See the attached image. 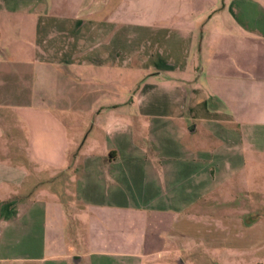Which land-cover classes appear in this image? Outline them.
<instances>
[{
    "label": "crops",
    "instance_id": "crops-1",
    "mask_svg": "<svg viewBox=\"0 0 264 264\" xmlns=\"http://www.w3.org/2000/svg\"><path fill=\"white\" fill-rule=\"evenodd\" d=\"M173 2L156 20H121L110 39L88 29L68 50L35 57L33 101L0 100V264H182L175 253L190 238L243 245L234 218L212 231L202 206L233 197L245 151L264 142V0ZM130 3L0 0V12L41 8L58 24L85 15L82 25L111 29L113 18L87 17ZM118 70L142 76L130 101H90L120 97ZM68 202L82 213L68 214Z\"/></svg>",
    "mask_w": 264,
    "mask_h": 264
},
{
    "label": "rangeland",
    "instance_id": "rangeland-1",
    "mask_svg": "<svg viewBox=\"0 0 264 264\" xmlns=\"http://www.w3.org/2000/svg\"><path fill=\"white\" fill-rule=\"evenodd\" d=\"M46 2L49 3V0H46ZM130 2V7L126 11L106 12L95 14V17H87L89 21L92 19L95 23L97 22L96 24L113 18L115 22H111L114 23L111 29L103 28V26L91 29V27L88 28L86 25H82L85 23L84 20H86L85 15H82L76 21V24L65 22L58 24L54 22L51 14L44 13L41 8H37L35 10L37 12H34V14H28L26 11L18 13L0 12V89H3V92H0V100L14 103L33 101L31 97L32 91L37 89L33 75L40 69L33 61L35 57L54 55L61 53L63 50H68L69 47H65V45L71 40H84L88 29L93 30L94 35L98 32L96 37L107 33V37L105 36L106 40L110 39L115 30L122 25L120 24L121 20L126 21V26L137 23L136 21L147 23L156 20L161 15L160 11L162 8L164 9V7L173 6L174 4L173 0H130ZM135 7H141V10L136 11ZM134 19L135 22L133 21ZM132 35V32L127 30L126 36ZM98 47L101 48V46ZM194 50L199 54L198 47L194 46ZM4 64L6 65L4 66ZM61 68L66 71L70 69L64 66ZM70 70L75 71L74 69ZM116 72L123 74L120 79H124V83H120L123 84V86H120V91H122L120 97L115 99L107 92L98 91L88 96L90 101L93 100L104 105L111 103L113 100L124 101L125 104L130 101L129 89L136 91L142 76L122 70ZM92 75H96L97 78L111 83L113 80H118L114 77L115 74L112 70L111 72L99 70V73L94 71ZM96 77L94 78L96 79ZM44 84L45 90H48L47 87L52 85L50 81L44 82ZM114 84L118 87L116 82ZM6 87H11L14 91L4 92ZM121 87H124L125 93H123ZM66 88L65 92L69 93V83L66 84ZM23 89L26 90L25 93L22 92ZM103 99L107 101L105 102ZM96 111H102L104 115L114 116L123 113L122 109H108L107 107H98ZM56 116L59 115L56 113ZM101 116L102 114L98 117L100 118ZM257 128H260L258 129L260 131L264 127L258 126ZM263 147L264 142L255 141L252 147L245 151V167L240 173L233 174V197H230V199L225 198L224 200L227 201H223V198L215 199V201H210V203L202 206V209L206 212L204 217L206 222L212 221V231L220 228L224 230L223 226L229 221L221 222V220L226 218V216L234 218L235 221L232 222L233 226L231 229L236 231L238 239L243 245L234 248L232 246L229 249L223 247V244L220 245V243H217L216 246L203 245L197 239L190 238L189 250L175 253V261L182 264H264ZM65 211L68 214L82 213L78 206L69 202L65 205ZM82 234L79 228L77 238L83 248ZM219 241L221 242V240ZM227 242L230 244V241ZM225 244L227 243L225 242Z\"/></svg>",
    "mask_w": 264,
    "mask_h": 264
}]
</instances>
